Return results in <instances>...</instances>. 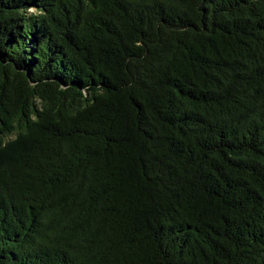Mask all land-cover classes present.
I'll list each match as a JSON object with an SVG mask.
<instances>
[{"label": "trees", "instance_id": "1", "mask_svg": "<svg viewBox=\"0 0 264 264\" xmlns=\"http://www.w3.org/2000/svg\"><path fill=\"white\" fill-rule=\"evenodd\" d=\"M0 264H264V0H0Z\"/></svg>", "mask_w": 264, "mask_h": 264}]
</instances>
